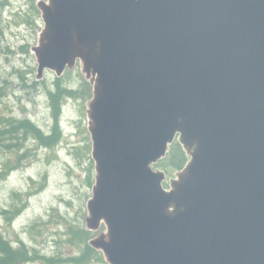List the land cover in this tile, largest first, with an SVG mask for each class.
Segmentation results:
<instances>
[{
  "label": "water",
  "instance_id": "95a60500",
  "mask_svg": "<svg viewBox=\"0 0 264 264\" xmlns=\"http://www.w3.org/2000/svg\"><path fill=\"white\" fill-rule=\"evenodd\" d=\"M37 79L79 61L109 264H264V0H41ZM177 140L190 158L163 185Z\"/></svg>",
  "mask_w": 264,
  "mask_h": 264
},
{
  "label": "rangeland",
  "instance_id": "374dc122",
  "mask_svg": "<svg viewBox=\"0 0 264 264\" xmlns=\"http://www.w3.org/2000/svg\"><path fill=\"white\" fill-rule=\"evenodd\" d=\"M32 3L0 0V126L10 120L29 119L50 135L54 118L48 90L57 76L48 71L37 79L33 48L44 24ZM81 68L78 64L61 77L66 86L78 91L79 98L63 100L62 133L57 143L47 147L30 136L19 148L0 147V171L14 168L0 179V233L15 248L24 243L35 256L28 264H47L44 258L77 257L84 249L83 243L68 241L70 227L87 230V205L96 175L87 113L93 88ZM176 173L168 174L166 188ZM15 207L22 212L15 218L8 214L14 218L10 222L2 212ZM87 264L107 263L96 260Z\"/></svg>",
  "mask_w": 264,
  "mask_h": 264
},
{
  "label": "trees",
  "instance_id": "16d2710c",
  "mask_svg": "<svg viewBox=\"0 0 264 264\" xmlns=\"http://www.w3.org/2000/svg\"><path fill=\"white\" fill-rule=\"evenodd\" d=\"M37 0H31L32 9L38 14V8L35 6ZM63 79L57 78L52 85V88L48 90L50 96V102L53 111L54 125L53 131L50 135H47L31 120L25 119L22 121H7L0 126V147L6 146L11 148H19L22 140H27L30 136L40 141L44 146H53L61 137L60 129V115L63 106V100L65 98L78 99V91L65 85ZM89 84V83H88ZM90 85V84H89ZM1 87V86H0ZM81 91V90H79ZM11 141L9 144H4L6 140ZM188 162V157L185 154L182 146L175 142L170 146V151L167 157L161 160L156 168L171 173L172 171H179L184 168ZM14 168L7 169L6 167L0 171V179L7 176ZM16 212V213H15ZM22 212V208L15 207L11 211H3L2 214L6 215V218L11 222L15 217ZM8 214L13 217L8 218ZM105 228H103L104 230ZM68 239L70 244L78 245L84 244V249L81 255L73 258L61 257V258H44L47 264H62L68 262L70 264H87L92 261L104 262L101 252L96 251L89 245L90 239L94 236V233L86 230L85 228L70 227ZM35 256L26 248L24 243L21 242V246L15 248L9 240H7L2 233H0V264H28L34 262Z\"/></svg>",
  "mask_w": 264,
  "mask_h": 264
}]
</instances>
